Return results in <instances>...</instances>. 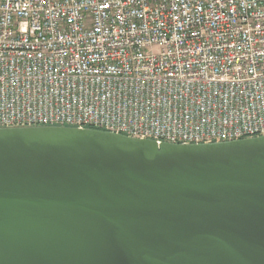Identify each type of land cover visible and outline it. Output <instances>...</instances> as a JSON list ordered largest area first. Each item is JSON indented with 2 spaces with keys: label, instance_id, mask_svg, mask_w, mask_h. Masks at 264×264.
Listing matches in <instances>:
<instances>
[{
  "label": "built area",
  "instance_id": "built-area-1",
  "mask_svg": "<svg viewBox=\"0 0 264 264\" xmlns=\"http://www.w3.org/2000/svg\"><path fill=\"white\" fill-rule=\"evenodd\" d=\"M169 143L264 135V0H0V126Z\"/></svg>",
  "mask_w": 264,
  "mask_h": 264
},
{
  "label": "water",
  "instance_id": "water-1",
  "mask_svg": "<svg viewBox=\"0 0 264 264\" xmlns=\"http://www.w3.org/2000/svg\"><path fill=\"white\" fill-rule=\"evenodd\" d=\"M0 264H264V135L0 126Z\"/></svg>",
  "mask_w": 264,
  "mask_h": 264
}]
</instances>
